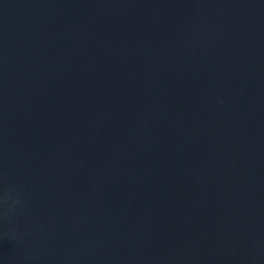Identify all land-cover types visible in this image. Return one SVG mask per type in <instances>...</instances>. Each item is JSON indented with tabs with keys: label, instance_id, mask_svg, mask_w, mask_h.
<instances>
[{
	"label": "water",
	"instance_id": "1",
	"mask_svg": "<svg viewBox=\"0 0 264 264\" xmlns=\"http://www.w3.org/2000/svg\"><path fill=\"white\" fill-rule=\"evenodd\" d=\"M0 264H264V0H0Z\"/></svg>",
	"mask_w": 264,
	"mask_h": 264
}]
</instances>
